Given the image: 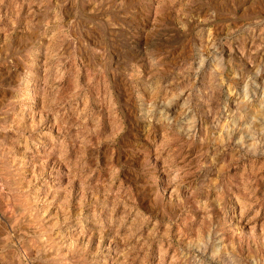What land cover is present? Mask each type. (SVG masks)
<instances>
[{"label":"rangeland","instance_id":"374dc122","mask_svg":"<svg viewBox=\"0 0 264 264\" xmlns=\"http://www.w3.org/2000/svg\"><path fill=\"white\" fill-rule=\"evenodd\" d=\"M0 264H264V0H0Z\"/></svg>","mask_w":264,"mask_h":264}]
</instances>
